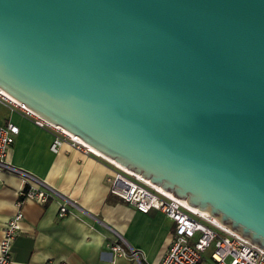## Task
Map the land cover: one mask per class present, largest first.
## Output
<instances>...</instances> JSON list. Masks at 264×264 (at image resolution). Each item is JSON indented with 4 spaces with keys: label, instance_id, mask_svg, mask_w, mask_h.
<instances>
[{
    "label": "water",
    "instance_id": "water-1",
    "mask_svg": "<svg viewBox=\"0 0 264 264\" xmlns=\"http://www.w3.org/2000/svg\"><path fill=\"white\" fill-rule=\"evenodd\" d=\"M0 90L264 250V0H0Z\"/></svg>",
    "mask_w": 264,
    "mask_h": 264
},
{
    "label": "crops",
    "instance_id": "crops-1",
    "mask_svg": "<svg viewBox=\"0 0 264 264\" xmlns=\"http://www.w3.org/2000/svg\"><path fill=\"white\" fill-rule=\"evenodd\" d=\"M11 121L17 133L6 160L44 181L69 198L62 215L57 196L45 201L22 197L23 178L0 169V234L21 198V218L10 246L7 264H157L170 242L173 221L161 212H141L109 192L107 178L112 165L91 153L62 143L56 152L48 149L51 132L40 128L16 109L0 101V123ZM117 242L131 248L137 259L114 254Z\"/></svg>",
    "mask_w": 264,
    "mask_h": 264
},
{
    "label": "built area",
    "instance_id": "built-area-1",
    "mask_svg": "<svg viewBox=\"0 0 264 264\" xmlns=\"http://www.w3.org/2000/svg\"><path fill=\"white\" fill-rule=\"evenodd\" d=\"M0 101L7 104L10 109L20 111L34 125L50 130L52 136L48 149L51 152H56L62 143H66L84 153H91L108 161L94 153L76 135L49 123L1 90ZM16 133L17 126L13 122L7 120L0 123V169L22 176L24 186H21L19 190L22 197L33 198L41 202L48 197L60 198L62 203L58 207L57 214L62 215L68 205L75 206L72 200L59 194L39 178L7 162V150ZM108 162L114 169L112 175L107 178L111 194L141 212L150 210L161 212L174 223L170 242L157 264H203L207 260L211 264H264V250L223 227L208 215L195 212L183 199L173 196L170 192L124 167ZM20 202L21 198L15 203V212L9 216L1 228L0 264H7L10 261V246L21 218ZM208 246H211V250L208 258H205L202 252ZM109 249L114 254L128 255L132 259H137V254L133 249H125L117 242L110 244Z\"/></svg>",
    "mask_w": 264,
    "mask_h": 264
},
{
    "label": "bare ground",
    "instance_id": "bare-ground-1",
    "mask_svg": "<svg viewBox=\"0 0 264 264\" xmlns=\"http://www.w3.org/2000/svg\"><path fill=\"white\" fill-rule=\"evenodd\" d=\"M7 96H8V95H7ZM8 97H9V96H8ZM10 98H11V97H10ZM11 99H12V98H11ZM89 148H90L94 153H96V154L102 156L103 158H105V159H107L108 161H110V162L116 164L117 166L122 167L121 165H119L118 163H116L115 161H113L112 159H110V158H108V157L102 155L101 153H99V152L96 151L95 149L91 148L90 146H89ZM192 209H193L195 212H198V213L203 214V215H207V213H205L204 211H200V210H198V209H196V208H194V207H192ZM213 219H214V218H213ZM214 221H216V220L214 219ZM216 222H217V221H216Z\"/></svg>",
    "mask_w": 264,
    "mask_h": 264
},
{
    "label": "rangeland",
    "instance_id": "rangeland-1",
    "mask_svg": "<svg viewBox=\"0 0 264 264\" xmlns=\"http://www.w3.org/2000/svg\"><path fill=\"white\" fill-rule=\"evenodd\" d=\"M210 250H211V246H208V247L202 252V255H203L205 258H208ZM203 264H211V263L207 260V261H205V263H203Z\"/></svg>",
    "mask_w": 264,
    "mask_h": 264
}]
</instances>
